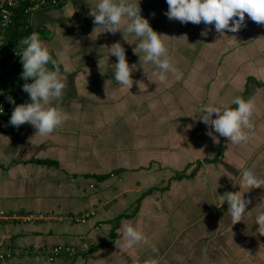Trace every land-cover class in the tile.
I'll list each match as a JSON object with an SVG mask.
<instances>
[{"label": "crops", "instance_id": "1", "mask_svg": "<svg viewBox=\"0 0 264 264\" xmlns=\"http://www.w3.org/2000/svg\"><path fill=\"white\" fill-rule=\"evenodd\" d=\"M99 2L66 0L33 17L67 77L62 100L50 106L70 118L47 137L28 123L0 131V252L10 253L0 264H264L255 225L264 185L243 193L250 203L232 226L223 197L246 191L245 168L264 179V25L245 14L240 31L219 34L214 25L169 20L166 0H124L139 3L183 73L160 83L159 69L134 54L140 41L126 17L115 35L93 23L88 13ZM116 42L137 65L129 90L114 77L108 48ZM237 96L255 103L254 127L246 144L233 145L199 119L205 106L236 108ZM88 211L85 222L73 219ZM125 224L149 243L124 248ZM57 244L75 252L49 260Z\"/></svg>", "mask_w": 264, "mask_h": 264}, {"label": "clouds", "instance_id": "2", "mask_svg": "<svg viewBox=\"0 0 264 264\" xmlns=\"http://www.w3.org/2000/svg\"><path fill=\"white\" fill-rule=\"evenodd\" d=\"M166 3L168 10L164 14L169 20H177L181 24L190 22L199 25L203 22L205 25H214L215 31L219 34H223L225 30L231 33L240 31L246 26L245 14L253 22L264 25V0H166ZM88 15L94 17L93 23L100 26L103 32L113 35L120 31L122 20L126 17L130 21L126 23L127 33L134 34L140 41L133 52L136 55L143 52L142 63H152L159 69L158 72L153 73L157 80L165 83L169 74L176 81L182 79L183 73L168 58V50L161 35L154 31L148 20L140 15L139 3H126L121 0V3L117 4L115 0H100L96 9H91ZM205 34L202 33V35ZM21 43L25 47L17 55L20 56L23 66L21 78L26 81L22 85V91L29 95L31 102L15 106L9 124L19 128L28 123L36 130L35 136L47 137L70 118L58 107L50 106L53 101L62 100L67 87V77L61 78L57 61L49 54L48 48L41 41L38 33L33 32ZM108 49L110 55L117 58L114 71L116 82L128 90L131 89L134 84L131 73L137 69V65L128 64L125 49L119 42L113 43ZM61 59H67V57L62 56ZM49 63L54 70L47 67ZM29 79L31 83H27ZM7 99L15 104L11 96ZM232 103L237 107L234 109L228 105L203 107L199 120L210 126L219 136L227 138L231 144H246L254 127L251 117L255 103L252 100L245 101L239 96L235 97ZM213 114L216 116L215 119L212 118ZM191 127V125L188 126V128ZM206 134L215 143H219L213 131H208ZM228 176L231 177L229 173ZM240 183L246 191L226 192L223 195L228 204L231 226L244 220L250 201L243 198V193L250 189L261 188V185H264V179L258 177L253 170L245 168ZM255 225H258L256 231L264 235V211L257 214ZM229 231L231 232V227ZM121 234L125 240L124 248L132 249L139 243H149L142 231L128 224L123 226ZM231 234L234 235L232 232ZM151 250L154 254L159 253V249L155 246ZM147 264H157V261L153 259Z\"/></svg>", "mask_w": 264, "mask_h": 264}, {"label": "built area", "instance_id": "3", "mask_svg": "<svg viewBox=\"0 0 264 264\" xmlns=\"http://www.w3.org/2000/svg\"><path fill=\"white\" fill-rule=\"evenodd\" d=\"M66 0H0V131H12L16 127L9 124L11 113L15 106L23 104L20 94L22 85L26 82L21 78L23 66L19 54L25 47L21 41L33 32L41 34L33 22L36 12L56 8ZM47 67L52 70L50 65ZM31 79L27 83H31ZM11 96L15 101H8ZM2 214H0L1 217ZM94 211H88L73 219L85 222ZM75 248L66 244H57L49 249L48 259L61 255H72ZM4 255L0 252V259Z\"/></svg>", "mask_w": 264, "mask_h": 264}]
</instances>
